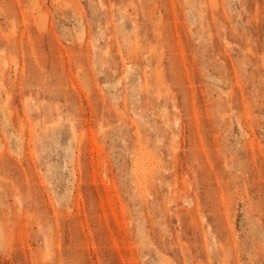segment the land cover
Returning a JSON list of instances; mask_svg holds the SVG:
<instances>
[{
    "label": "rangeland",
    "instance_id": "obj_1",
    "mask_svg": "<svg viewBox=\"0 0 264 264\" xmlns=\"http://www.w3.org/2000/svg\"><path fill=\"white\" fill-rule=\"evenodd\" d=\"M0 264H264V0H0Z\"/></svg>",
    "mask_w": 264,
    "mask_h": 264
},
{
    "label": "bare ground",
    "instance_id": "obj_2",
    "mask_svg": "<svg viewBox=\"0 0 264 264\" xmlns=\"http://www.w3.org/2000/svg\"><path fill=\"white\" fill-rule=\"evenodd\" d=\"M191 199V197H189ZM173 201V200H172Z\"/></svg>",
    "mask_w": 264,
    "mask_h": 264
}]
</instances>
